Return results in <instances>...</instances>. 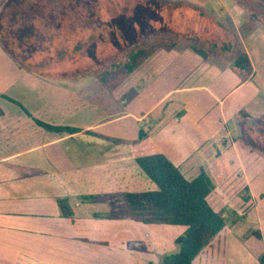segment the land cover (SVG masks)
I'll return each instance as SVG.
<instances>
[{"label": "crops", "instance_id": "crops-1", "mask_svg": "<svg viewBox=\"0 0 264 264\" xmlns=\"http://www.w3.org/2000/svg\"><path fill=\"white\" fill-rule=\"evenodd\" d=\"M172 2L167 1L180 15L190 12L205 21L207 33L197 40L206 48L179 40L155 52L114 90L85 70H29L0 45V264H100L106 254L113 264H139L143 250L128 249L130 230L151 224L135 219L123 196L156 190L135 162L131 142L140 130L189 181L202 171L211 175L218 151L226 162L231 150L237 159L230 143L244 138L243 124L260 122L264 113V77L258 79L254 60L259 38L252 43L242 29L250 3L261 1ZM244 52L254 73L240 83L232 65ZM93 81L100 87L91 95ZM238 91L241 103L230 102ZM241 112L249 118L239 117ZM37 121L77 132L49 131ZM257 151L237 159L245 173ZM244 189L246 200H254L250 184ZM253 227L260 239L246 237L240 225H225L192 264H261V214ZM157 252L159 261L172 251Z\"/></svg>", "mask_w": 264, "mask_h": 264}, {"label": "rangeland", "instance_id": "rangeland-1", "mask_svg": "<svg viewBox=\"0 0 264 264\" xmlns=\"http://www.w3.org/2000/svg\"><path fill=\"white\" fill-rule=\"evenodd\" d=\"M167 1L172 2V0H60L61 3L58 5L50 6L44 0H10L0 14V20L9 26L7 32L15 35L22 59L37 57L38 62L46 55L48 59L43 61V64H46L43 68L49 69L48 71L72 73L85 70L87 75L90 71H107L110 74L109 78L112 79L123 69L104 67V63L120 51L135 46L139 41L145 40L147 43L161 41L162 47L159 50L169 48L173 46L174 41L179 40L192 43L200 50L206 48L202 45L203 42L197 40L200 34L207 33L205 21H197L195 15L190 12L180 15L182 10L172 8L173 4ZM260 1L250 3L252 12L248 11L243 18V26L251 29L246 31L251 37V42L259 38V46L257 43L254 45V48H258L255 49L257 53L254 60L257 64L258 79L262 80L264 0ZM254 18H258L259 21ZM36 27H42L44 33L41 35ZM93 34L97 38L93 37L91 44L87 43ZM225 49L228 50V47ZM37 51L39 53H36ZM59 51H62L61 54ZM91 84L90 93L94 95L99 92L97 87L100 86L97 81ZM167 87V84H161L158 88ZM103 94L110 95L105 89ZM238 94L239 91L232 93L229 101L241 103ZM128 98L125 96L123 101H127ZM232 128L235 132L234 137H237L238 128L234 126V122ZM242 129L244 135L242 140L258 151L261 149L262 152L257 151L247 160L245 173V169L239 168L234 152L229 151L227 167L230 177L224 184L218 185L210 173H207L215 186L207 201L212 209L219 210L218 213L224 218L225 225H240L247 237L256 232L253 227L255 215L261 214L264 218V123L256 121L245 123ZM247 184L252 188L254 200H246L244 197L248 192L244 189ZM138 227L129 230L132 234L130 241L143 242L146 245V248L139 252V264H161V258L158 261L156 256L158 249L172 251L167 253L168 255L178 252L179 247L174 239L183 235L185 227L157 224ZM147 233L150 235L149 239L145 237ZM101 257L100 264H113L112 256L109 254Z\"/></svg>", "mask_w": 264, "mask_h": 264}, {"label": "trees", "instance_id": "trees-1", "mask_svg": "<svg viewBox=\"0 0 264 264\" xmlns=\"http://www.w3.org/2000/svg\"><path fill=\"white\" fill-rule=\"evenodd\" d=\"M9 1L10 0H0V14ZM44 2L50 6L61 3L60 0H44ZM172 8L177 9V7ZM8 27L6 23L0 20V45L5 51L17 63L29 70L45 69L43 67H46V64H43V61L48 59L46 55L40 58L38 62L37 60L39 58L37 57V59L35 58L36 60L32 57L22 59L20 54L21 51H19L17 41L14 37L15 35L13 36L7 32ZM242 29L243 31H247L245 27H242ZM36 30L41 33V35L44 33L42 27H36ZM93 37H96V35H91L87 43L91 44ZM176 43L177 42L174 41L172 45ZM161 47V41L147 43L144 40L139 41L135 46L126 48L115 54L114 57L109 58L104 63V67L122 68L123 71L116 74L112 79L109 78L110 74L107 71L90 72L95 73L103 87L108 90H114ZM61 52L62 51H59L60 54ZM36 53L39 52L37 51ZM58 55L59 54H57V56ZM232 70L238 77L240 83L248 81L254 73L249 55L245 52L240 54L233 63ZM239 117L249 118L244 112L239 113ZM259 121L264 123V113ZM37 123L49 131L77 132V129L51 127L40 121H37ZM131 144L136 164L156 185V190L124 194L123 198L126 205L131 210L134 218L144 224L185 227L183 235L175 240V244L179 247L178 252L176 254L164 256L161 260V264H192L199 253L208 246L225 227L224 218L212 209L207 201L208 196L215 188L211 177L216 184H221L230 175L225 156L218 151L215 161L210 166L211 177L206 172L202 171L196 178L189 181L180 170L160 152L147 132L140 130L138 138L131 142ZM230 144L239 162L247 159L253 152V148L246 144L241 138L233 139ZM60 207L65 213L69 211L64 202H60ZM252 234L258 239L261 238L259 232H253ZM127 247L130 250H144L145 244L143 242H133L128 243ZM259 261L261 264H264V256H261Z\"/></svg>", "mask_w": 264, "mask_h": 264}]
</instances>
